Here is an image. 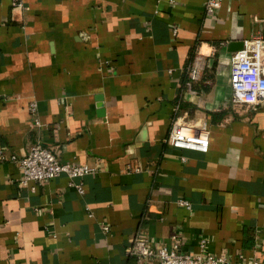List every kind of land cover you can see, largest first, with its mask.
I'll use <instances>...</instances> for the list:
<instances>
[{"label": "crops", "instance_id": "crops-1", "mask_svg": "<svg viewBox=\"0 0 264 264\" xmlns=\"http://www.w3.org/2000/svg\"><path fill=\"white\" fill-rule=\"evenodd\" d=\"M205 1L0 0L1 146L24 156L41 142L94 167L80 193L65 174L24 186L0 162V264H155L130 254L137 231L264 264V103L233 102L230 63L264 35V0ZM177 117L206 124L208 152L168 143Z\"/></svg>", "mask_w": 264, "mask_h": 264}, {"label": "built area", "instance_id": "built-area-1", "mask_svg": "<svg viewBox=\"0 0 264 264\" xmlns=\"http://www.w3.org/2000/svg\"><path fill=\"white\" fill-rule=\"evenodd\" d=\"M15 9L27 10L29 7L25 0H11ZM221 4V0H206L205 8L207 12H214ZM176 33L177 30L175 29ZM264 35L258 34L244 41L241 49L232 53L230 63L232 68V99L235 104H244L252 108H257L264 103ZM205 69L201 56H196L187 65V84L192 86L198 81ZM33 113V122L40 125L41 122L36 116L37 102L30 103ZM168 143L176 148L208 152L210 142V130L206 124L196 129L190 122L177 117L173 120ZM10 161L20 168V183L27 186L30 181L41 183L65 174L69 177V185L79 191L84 192L83 177L94 172V167L84 164L78 165L69 162H62L58 159L54 151L37 142L33 144L29 152L24 156L7 153L0 144V162ZM130 167V165H129ZM35 187H32L34 189ZM181 203L191 207L187 200ZM110 227L103 225V231L108 232ZM173 246H154L148 238L142 236L138 231L131 240L129 247L130 254L137 260L151 259L155 264H261L258 259H248L244 253L238 254V260L233 261L226 255L213 254L200 251L190 254L181 250V237L178 233L172 234ZM206 240H202L201 247H205Z\"/></svg>", "mask_w": 264, "mask_h": 264}]
</instances>
